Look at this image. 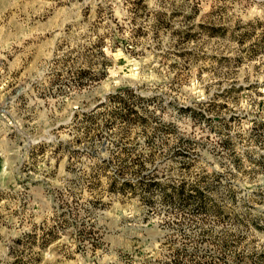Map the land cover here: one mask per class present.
<instances>
[{
    "label": "rangeland",
    "instance_id": "1",
    "mask_svg": "<svg viewBox=\"0 0 264 264\" xmlns=\"http://www.w3.org/2000/svg\"><path fill=\"white\" fill-rule=\"evenodd\" d=\"M0 264H264V0H0Z\"/></svg>",
    "mask_w": 264,
    "mask_h": 264
},
{
    "label": "trees",
    "instance_id": "2",
    "mask_svg": "<svg viewBox=\"0 0 264 264\" xmlns=\"http://www.w3.org/2000/svg\"><path fill=\"white\" fill-rule=\"evenodd\" d=\"M121 94L124 95V96L121 97ZM114 98L119 100L122 109L126 111L127 115L129 113H131V114H136L137 113V110L134 108L133 104L129 103V100H133L132 102L135 104L139 100L142 99L137 94H135L133 92V90L130 89V88H123L122 90H120V92H118V93H116L114 95Z\"/></svg>",
    "mask_w": 264,
    "mask_h": 264
}]
</instances>
